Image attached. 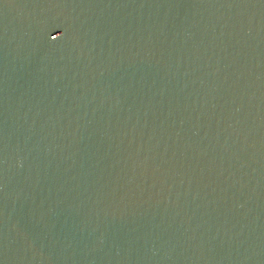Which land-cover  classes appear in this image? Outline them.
I'll list each match as a JSON object with an SVG mask.
<instances>
[{"label":"water","instance_id":"obj_1","mask_svg":"<svg viewBox=\"0 0 264 264\" xmlns=\"http://www.w3.org/2000/svg\"><path fill=\"white\" fill-rule=\"evenodd\" d=\"M0 264H264V0H0Z\"/></svg>","mask_w":264,"mask_h":264}]
</instances>
